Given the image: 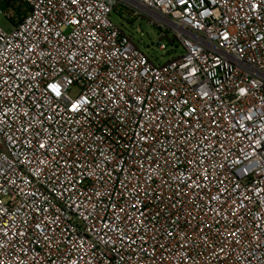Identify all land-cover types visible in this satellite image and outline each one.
<instances>
[{"label":"built area","instance_id":"built-area-1","mask_svg":"<svg viewBox=\"0 0 264 264\" xmlns=\"http://www.w3.org/2000/svg\"><path fill=\"white\" fill-rule=\"evenodd\" d=\"M1 2L0 264H264V0Z\"/></svg>","mask_w":264,"mask_h":264},{"label":"rangeland","instance_id":"rangeland-1","mask_svg":"<svg viewBox=\"0 0 264 264\" xmlns=\"http://www.w3.org/2000/svg\"><path fill=\"white\" fill-rule=\"evenodd\" d=\"M111 20L117 25L126 29L127 32L133 34L134 43L137 47H140L144 52L149 56H152V60L156 64H161L166 62L169 58L174 57L175 54L180 53V49L173 51L171 46L168 44L171 39V35L168 34L166 38H160L158 29L148 24L145 21L134 22L133 24H126L118 19L117 16L112 15ZM0 27L5 31L12 30V23L8 21L5 17V14L0 11ZM142 34V35H140ZM168 38V39H167ZM164 42L168 45L170 51L169 55H166L167 51H159L157 48L158 41Z\"/></svg>","mask_w":264,"mask_h":264},{"label":"trees","instance_id":"trees-1","mask_svg":"<svg viewBox=\"0 0 264 264\" xmlns=\"http://www.w3.org/2000/svg\"><path fill=\"white\" fill-rule=\"evenodd\" d=\"M14 0H2V2H1V4L3 5V6H5V5H7V6H13L14 5ZM168 39V38H167ZM169 41V43H171L170 42V40H168Z\"/></svg>","mask_w":264,"mask_h":264}]
</instances>
